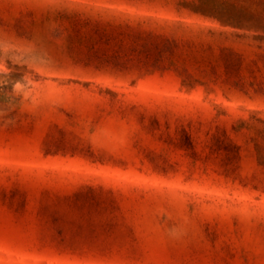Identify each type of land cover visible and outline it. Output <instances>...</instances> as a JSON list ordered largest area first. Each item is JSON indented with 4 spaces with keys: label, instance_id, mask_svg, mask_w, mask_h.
<instances>
[{
    "label": "rangeland",
    "instance_id": "obj_1",
    "mask_svg": "<svg viewBox=\"0 0 264 264\" xmlns=\"http://www.w3.org/2000/svg\"><path fill=\"white\" fill-rule=\"evenodd\" d=\"M0 264H264V0H0Z\"/></svg>",
    "mask_w": 264,
    "mask_h": 264
},
{
    "label": "trees",
    "instance_id": "obj_2",
    "mask_svg": "<svg viewBox=\"0 0 264 264\" xmlns=\"http://www.w3.org/2000/svg\"><path fill=\"white\" fill-rule=\"evenodd\" d=\"M73 139H75L76 140V144H72L71 146H69L70 148H69V151L70 152H74V153H78V154H80L81 156H86L84 153H86L87 152V154L89 155L88 157H92V156H98L101 160L100 161H102L103 160V162H105V163H110V164H116V160L115 159H113V157H110L109 159L108 158H106L105 160H104V155H106L103 151L102 152H100V151H98V152H93V150L90 148V146H89V144L88 143H86L83 139H81V138H73ZM214 141H219V139L218 138H216V137H213L212 138ZM79 147V148H78ZM83 147V148H82ZM82 150H83V152H82ZM147 157H148V159H149V161L152 163V164H154V165H157V164H160V163H164L165 162V160L161 157V155L160 154H156V153H154V152H150L148 155H147ZM112 158V159H111ZM109 161H112V162H109Z\"/></svg>",
    "mask_w": 264,
    "mask_h": 264
}]
</instances>
